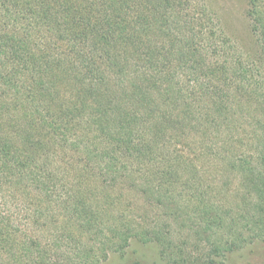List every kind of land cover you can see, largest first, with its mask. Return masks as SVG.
Listing matches in <instances>:
<instances>
[{
	"label": "trees",
	"instance_id": "1",
	"mask_svg": "<svg viewBox=\"0 0 264 264\" xmlns=\"http://www.w3.org/2000/svg\"><path fill=\"white\" fill-rule=\"evenodd\" d=\"M0 0V264L264 243V0Z\"/></svg>",
	"mask_w": 264,
	"mask_h": 264
},
{
	"label": "rangeland",
	"instance_id": "2",
	"mask_svg": "<svg viewBox=\"0 0 264 264\" xmlns=\"http://www.w3.org/2000/svg\"><path fill=\"white\" fill-rule=\"evenodd\" d=\"M221 22L226 34L245 49H251L254 38L247 17V0H206ZM103 264H166L155 244L133 243L124 253L111 252ZM215 264H264V243L232 254Z\"/></svg>",
	"mask_w": 264,
	"mask_h": 264
}]
</instances>
